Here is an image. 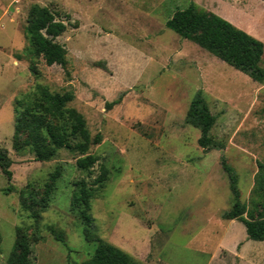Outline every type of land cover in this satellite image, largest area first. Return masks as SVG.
I'll list each match as a JSON object with an SVG mask.
<instances>
[{
    "label": "rangeland",
    "instance_id": "obj_1",
    "mask_svg": "<svg viewBox=\"0 0 264 264\" xmlns=\"http://www.w3.org/2000/svg\"><path fill=\"white\" fill-rule=\"evenodd\" d=\"M264 44V1L192 0ZM33 4L66 24L56 38L66 64L46 66L23 33ZM188 0H0V148L11 180L0 172V264L16 228L31 243V264H79L95 243L69 211L73 183L108 170L90 202L93 232L141 264H264L263 241L246 240L243 224L224 220L232 204L220 158L233 169L243 217L264 215V82L257 83L165 27ZM33 67V72L28 66ZM264 70V50L260 61ZM36 85L71 91L69 104L100 142L88 153L91 174L76 154L58 150L45 162L11 147L14 101ZM200 92L214 116L209 136L223 145L203 151L199 131L185 122ZM61 167L47 208L35 224L28 207L50 172ZM9 191H3L6 187ZM37 208V207H35ZM60 233L63 243L54 238Z\"/></svg>",
    "mask_w": 264,
    "mask_h": 264
},
{
    "label": "trees",
    "instance_id": "obj_2",
    "mask_svg": "<svg viewBox=\"0 0 264 264\" xmlns=\"http://www.w3.org/2000/svg\"><path fill=\"white\" fill-rule=\"evenodd\" d=\"M164 23L166 28L180 38L192 42L252 81L264 82V70L259 65L264 44L215 13L204 11L192 0H188L184 9L175 10ZM65 29V22L58 19L47 7L37 4L29 7L23 33L33 56L41 59L48 67H64L66 64V51L55 41ZM28 70L33 72V67L29 65ZM73 99L71 91H51L47 86L36 85L21 99L15 100L12 149L19 152L26 148L39 162L53 159L60 149L66 150L76 154L75 165L78 169L91 174L90 169L97 158L88 151L92 145L100 142V135H90L82 114L69 105ZM214 121L215 118L201 93L196 92L186 111L185 122L198 129L200 135L197 144L203 151L223 148L222 144L213 141L209 136ZM220 166L227 177L232 197V204L223 213L222 218L243 224L246 240L263 241L264 215L257 218L243 217L247 210L239 200L236 175L223 157L220 158ZM9 167L10 160L6 151L0 148V172L7 183L12 176ZM258 167L260 171L256 176V183L257 189L262 191L264 165L259 164ZM60 174L61 167L56 166L44 182L40 198H35L31 205L27 206L33 223L36 224L40 220V213L47 208ZM107 174L108 170L100 166L98 174L90 182L79 180L73 183L69 211L83 225L82 238L86 242L95 243L93 253L79 264H141L128 253L101 240L93 232L90 202L100 196V189L107 179ZM9 190V186L3 189L5 192ZM53 234L54 238L63 243L60 233ZM6 264H31L30 239L20 228L15 230L13 246L6 258Z\"/></svg>",
    "mask_w": 264,
    "mask_h": 264
}]
</instances>
